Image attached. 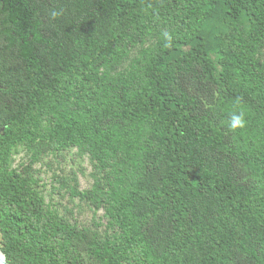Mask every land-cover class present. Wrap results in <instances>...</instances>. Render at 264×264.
<instances>
[{
    "label": "trees",
    "instance_id": "obj_1",
    "mask_svg": "<svg viewBox=\"0 0 264 264\" xmlns=\"http://www.w3.org/2000/svg\"><path fill=\"white\" fill-rule=\"evenodd\" d=\"M73 148L93 185L57 181L94 228L36 175ZM0 249L8 264H264V0H0Z\"/></svg>",
    "mask_w": 264,
    "mask_h": 264
},
{
    "label": "rangeland",
    "instance_id": "obj_2",
    "mask_svg": "<svg viewBox=\"0 0 264 264\" xmlns=\"http://www.w3.org/2000/svg\"><path fill=\"white\" fill-rule=\"evenodd\" d=\"M26 153L20 150L13 159V167L20 166L25 159ZM42 162L35 166L37 171L41 173L38 175L44 183V195L46 202L54 207H58L62 213H66L72 223L77 222L81 227H93V210L85 202H80L78 198H70V195L61 189L57 179L69 178L73 173L76 175L80 190H87L93 185L92 175L94 169L88 160V157L78 154L77 149L73 148L58 156L48 155ZM56 189V190H55ZM101 210L97 214L98 218L103 217ZM106 223V219L102 220ZM99 227V230H103Z\"/></svg>",
    "mask_w": 264,
    "mask_h": 264
},
{
    "label": "clouds",
    "instance_id": "obj_3",
    "mask_svg": "<svg viewBox=\"0 0 264 264\" xmlns=\"http://www.w3.org/2000/svg\"><path fill=\"white\" fill-rule=\"evenodd\" d=\"M61 13L58 11H51L50 15L53 18H56L57 16H59ZM163 39L166 41V45L167 43H170L172 40V37L169 33L165 32L163 34ZM246 124V120H245V113L243 111H239V112H233L230 115V123H229V127L232 130H236V129H242L245 127Z\"/></svg>",
    "mask_w": 264,
    "mask_h": 264
},
{
    "label": "water",
    "instance_id": "obj_4",
    "mask_svg": "<svg viewBox=\"0 0 264 264\" xmlns=\"http://www.w3.org/2000/svg\"><path fill=\"white\" fill-rule=\"evenodd\" d=\"M0 264H8L5 254L3 253V251L0 249Z\"/></svg>",
    "mask_w": 264,
    "mask_h": 264
}]
</instances>
